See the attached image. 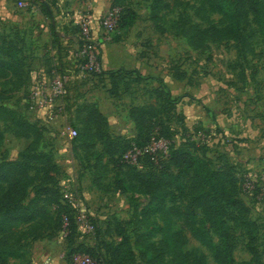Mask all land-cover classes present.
<instances>
[{"label": "rangeland", "instance_id": "1", "mask_svg": "<svg viewBox=\"0 0 264 264\" xmlns=\"http://www.w3.org/2000/svg\"><path fill=\"white\" fill-rule=\"evenodd\" d=\"M20 1L0 0V34L16 44L25 62L23 73H27L25 85L13 91L5 103L29 121H39L36 152L50 158L58 185L69 189L85 208L92 230L85 231L78 222L74 242L94 247L98 264H108V247L122 241L120 229L128 237L135 264L146 263L140 256L145 241L164 246L165 260L177 264L164 242H173L170 231H179L183 252L203 264H217L215 251L221 248L223 239L204 213L192 207L193 219L189 223L170 218L168 231L163 234L160 228L166 222L159 214L144 215L148 195L137 183L127 180L124 171H115L111 165L113 158L110 159L103 143L95 138L83 142L73 139L76 135L72 136L70 130H80L75 114L77 117L79 111L81 118L83 106L91 104L107 117L110 139L131 137L135 127L128 109L152 103L153 89L161 86L177 101L176 113L183 117L179 122L176 115L172 116L173 125L180 132L179 126L187 125L186 136L208 141L207 153L215 168L228 164L240 176L264 174V30L249 18L244 26L246 42L234 38L207 40L202 47L195 48L174 26L185 18L200 29L224 27L222 15L207 0H165L166 5L159 11L163 30L151 20L155 0H24L25 6H20ZM43 2L50 9L52 20L42 13ZM113 3H120L135 14L131 24L116 27L110 38L97 46L103 68L122 76L117 80L116 95L111 93L105 76L80 72L76 55L81 44L80 20L89 16L93 30L98 32L100 18ZM53 35L59 47L54 53ZM178 73H182V79L174 77ZM42 74L65 78L66 93L56 98L52 110L38 114L39 119L26 102ZM11 86L12 83L0 79V91ZM198 123L210 124L208 134L198 130ZM0 125L4 137L0 158L21 160L20 154L32 139L19 134L10 123ZM179 137L176 134L175 143ZM154 147L165 148V144L158 142ZM98 153H102L100 161ZM28 164L27 197L32 198L44 169L38 162ZM145 169L146 165L142 167ZM253 182L250 190L242 189L238 194L246 212L225 208L235 264H264V181ZM186 202L185 197H179L167 201L166 206ZM153 223L158 227L153 228ZM25 227L19 226V230ZM43 230L22 241V255L9 258L7 264H69L73 241H68L62 227L54 234L48 228ZM125 249L121 247L119 252L121 262L132 264Z\"/></svg>", "mask_w": 264, "mask_h": 264}, {"label": "trees", "instance_id": "2", "mask_svg": "<svg viewBox=\"0 0 264 264\" xmlns=\"http://www.w3.org/2000/svg\"><path fill=\"white\" fill-rule=\"evenodd\" d=\"M207 2L212 9L222 15L226 25L222 28L200 29L185 18H181L174 27L187 38L192 47L200 48L207 40L219 41L225 38L246 42L244 26L249 18L260 30H264L263 0H207ZM164 5L165 0H155V11L151 15V20L159 30H163L160 22L162 15L159 11ZM42 11L52 20L51 11L45 2L42 3ZM134 16L129 8L123 7L118 26L131 24ZM24 63L16 44L0 34V79L12 83L10 89L0 91V122L10 123L19 134L32 139L31 144L20 154L21 160L0 158V264H7L9 258L20 257L22 241L33 237L37 231L48 228L53 234L57 232L62 227L64 217L68 219L67 239L73 241L69 253L72 258L76 254H86L99 263L98 252L94 247L77 244L73 240L77 230L75 211L62 199V188L58 185L54 164L46 154L37 153L34 148L40 126L5 103L12 97L13 91H19L25 85L27 73H23ZM100 75L108 78L112 87L111 93L116 95L117 80L122 76L117 71L105 69ZM174 77L182 79L183 75L178 73ZM153 93L152 103L134 105L128 109V116L135 127L134 135L131 137L110 139L107 117L95 105L85 104L82 108L83 116L78 117L79 111L77 117L75 114V121L81 128L80 130L76 128V136L73 139L79 138L83 142L95 138L103 143L110 159L113 158L111 165L115 171L118 173L124 171L123 176L137 183L143 193L148 195V202L143 208L144 215L159 214L166 222L165 226L160 228L163 234L168 231L167 222L169 223L170 218L182 219L189 223L193 219L191 208L199 209L209 218L212 226L218 229L223 239L221 248L215 251L217 264H235L232 257L231 234L224 217L226 206L239 213L247 211L238 196L242 190V176L231 170L228 164H221L215 168L207 153L208 144L204 140L186 136L184 134L186 126L182 128L181 124L180 132L173 125L172 116L176 115L179 122L183 121V117L180 118L179 113H176L177 101L171 97L170 92L157 86ZM178 133L180 137L175 143L174 137ZM3 139L0 125V145ZM153 139H164L168 142L166 155L160 156L158 152L145 151ZM137 151L140 153H136ZM128 152L132 155L136 153L135 162L131 163L124 157ZM100 154L102 153L97 154L98 161ZM29 162L41 163L44 169L32 198L27 197L30 183ZM145 165L147 169L142 170ZM179 197H185L186 204L166 206L167 201ZM23 225L26 227L19 230V226ZM152 227L157 228L158 225L153 223ZM117 228H120V224ZM118 233L122 241L111 249L108 247L111 255L108 264H122L119 256L121 247L126 248L125 252L131 255L130 263L135 264V256L131 252L127 235L120 229ZM170 233L173 242L164 243L173 253L177 264H203L201 260L192 259L188 253L183 252V240L179 231ZM252 239L251 237L249 246ZM143 243L145 249L140 252V256L146 259L145 264H171L165 260L164 246H153L147 241ZM249 250L255 254L252 247Z\"/></svg>", "mask_w": 264, "mask_h": 264}, {"label": "built area", "instance_id": "3", "mask_svg": "<svg viewBox=\"0 0 264 264\" xmlns=\"http://www.w3.org/2000/svg\"><path fill=\"white\" fill-rule=\"evenodd\" d=\"M20 6H25L26 3L24 0L19 2ZM123 6L121 5H112L110 9L100 18L98 32L93 30L91 24V19L89 16L83 17L80 22V40L81 44L77 48V57H78V69L80 72H85L88 74L100 75L104 70L103 64L99 58L97 52V46L104 39H109L111 34L118 27V23L121 19ZM96 33V35H95ZM65 78L60 75H54L52 78L43 77L40 80H37L35 85L30 89L28 94V99L26 104L34 109L36 113H41L45 115L49 109H53L56 98L63 96L66 93L65 90ZM45 113V114H44ZM72 136L76 135V130H70ZM158 142H163L165 148L154 147ZM135 149V148H133ZM145 151L149 153H157L160 156L166 155L168 152V142L164 139H153L151 143L147 146ZM136 153H140L137 151ZM128 152L124 157L129 160V162H135V155ZM242 189L246 190L249 188V185H253V181L258 183L259 181H264V174H254L252 178L250 176H242ZM249 188L248 190H250ZM62 197L63 199L70 204V206L76 210L75 220L78 225V222L82 223L84 230L90 232L92 230V224L88 223L86 220V213L84 206L76 199L75 195L67 188H62ZM62 229L67 235L68 233V219L63 218ZM69 264H98L94 259L86 254H76L73 256L72 261Z\"/></svg>", "mask_w": 264, "mask_h": 264}, {"label": "crops", "instance_id": "4", "mask_svg": "<svg viewBox=\"0 0 264 264\" xmlns=\"http://www.w3.org/2000/svg\"><path fill=\"white\" fill-rule=\"evenodd\" d=\"M53 19H54V17H53ZM53 39V44H52V46L51 47H53V53L55 52V48H56V50H58L59 49V47L58 46H56L55 45V43H54V38H52ZM106 70H109L108 68H106ZM45 75L44 74H42L40 77H39V80L41 79V78H43ZM34 81H36V80H34ZM37 114V116H38V118L40 119V116L39 115H42L41 113H39V115H38V113H36ZM33 120V122L34 123H36L37 125H39V121L38 120H35L34 118H32ZM210 123V122H209ZM198 125H199V127L198 128H201V129H203L202 131L203 132H207V134H208V132H209V129H210V124H200V123H198ZM204 125H206V126H204ZM187 126V125H186ZM212 129V128H211ZM206 143H208V141L206 140L205 141Z\"/></svg>", "mask_w": 264, "mask_h": 264}]
</instances>
